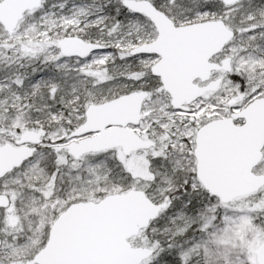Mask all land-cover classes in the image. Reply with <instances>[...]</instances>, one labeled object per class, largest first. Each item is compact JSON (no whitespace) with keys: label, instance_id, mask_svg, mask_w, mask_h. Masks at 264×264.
I'll list each match as a JSON object with an SVG mask.
<instances>
[{"label":"snow or ice","instance_id":"6c2138e0","mask_svg":"<svg viewBox=\"0 0 264 264\" xmlns=\"http://www.w3.org/2000/svg\"><path fill=\"white\" fill-rule=\"evenodd\" d=\"M0 264H264V0H0Z\"/></svg>","mask_w":264,"mask_h":264}]
</instances>
